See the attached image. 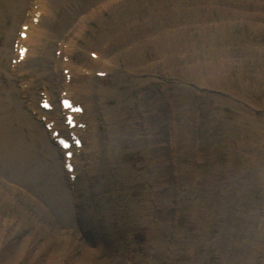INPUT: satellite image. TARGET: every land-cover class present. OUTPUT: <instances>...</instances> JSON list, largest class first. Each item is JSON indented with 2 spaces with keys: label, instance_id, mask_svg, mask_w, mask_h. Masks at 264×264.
I'll list each match as a JSON object with an SVG mask.
<instances>
[{
  "label": "rangeland",
  "instance_id": "1",
  "mask_svg": "<svg viewBox=\"0 0 264 264\" xmlns=\"http://www.w3.org/2000/svg\"><path fill=\"white\" fill-rule=\"evenodd\" d=\"M82 1L59 0L55 13L79 10ZM155 2L129 0L125 8L139 12ZM178 2L185 18L178 32L179 49L185 50V42L192 41L191 51L183 52L176 73L161 70L157 80L134 82L133 92H139L143 101L137 108L147 111L140 127L132 105L129 121L131 130L141 128L146 143H153L159 133L155 131L157 138L148 131L149 107L157 105L165 112L162 205L153 210L155 168H159L154 160L147 167V153L140 145L144 135L115 140L100 119L102 140L115 145L118 160L112 163L104 156L109 170L102 167L97 177L101 195L93 202L95 211L85 206L93 218L101 216L92 222V229L81 214L82 199L70 190L62 164L40 137L43 127L30 125L31 112L18 92L24 89L9 78L10 43L7 61L0 66V90L12 99L11 112L22 124V132L37 144L19 150L13 120L0 130V264H264V0L239 5L227 0ZM164 21L172 25L174 18L168 15ZM100 29L92 24L84 42L99 44L95 36ZM99 47L89 50L97 52ZM162 57L150 50L142 55V66ZM41 66L35 67L39 75ZM58 75L63 79L61 72ZM39 79L38 84L45 82L47 87L54 83V79ZM108 86L114 90L117 82L112 79ZM164 90L170 96L167 101ZM110 97L116 98L115 92ZM116 99L106 108L114 117L122 109ZM122 124L119 116L118 121L110 120L114 130H123ZM107 196L120 200L113 211L117 222L123 220L122 206L127 213L124 220L128 216L125 226L108 232L102 230L110 211L105 207ZM63 206L71 212L72 228H63L58 214L52 215ZM148 209L154 213L149 221Z\"/></svg>",
  "mask_w": 264,
  "mask_h": 264
},
{
  "label": "bare ground",
  "instance_id": "2",
  "mask_svg": "<svg viewBox=\"0 0 264 264\" xmlns=\"http://www.w3.org/2000/svg\"><path fill=\"white\" fill-rule=\"evenodd\" d=\"M58 1L59 0H0V66L7 61L8 53L6 48L9 47L10 40L13 41L15 38L13 35L21 24L20 21L22 19H19V17L23 11L28 12L29 17H26L23 23L29 26L26 32L27 38L24 41L17 38L16 41L27 46L29 51L24 61L14 67V69L18 68L20 71V75L14 79V83L28 84L30 86L25 94L32 98L31 102L34 104V100L36 99V87L40 85L37 84L38 79H54V83L50 82L49 85L50 94L46 93L50 101L52 100L51 91L59 87V89H63L62 91L67 92L68 98L85 106V119L88 121L89 127L83 136L86 139L87 148L83 151L81 158H76V170L73 174L77 175L76 182L80 183L77 189V185H75V195L78 196L79 199H82L83 209L81 214L91 223L95 218L87 216L84 209L87 210L92 204L93 195H100L101 189L97 183L100 169L103 167L109 170L106 161L108 157L111 158L112 163L118 160L115 145H105L104 141L99 136L98 119L101 117V114L107 120H111L112 118V123L114 119L118 121V116L120 121L123 119L122 126H125L123 130H114L113 126L112 128L111 126L109 127L111 132L108 131V134L113 133L115 140L124 141L133 135H144L141 128H139V130H131L129 126L131 116L130 109L132 105H134L136 109L135 112L138 115L140 127L145 123L141 125V121L145 120V111H147V109L143 110V106H141L139 110L137 108L143 101H140L139 92H133V90L136 89L134 82L146 83L147 81L157 80L160 76L159 71L161 70V73L164 70V72H170L169 74L179 71L181 68L179 66V60L183 59V52L185 50L189 49L191 51L192 41L185 42V50L181 51L180 49L182 47L179 49L178 32L182 28L185 18H182L180 15L178 0H156L157 2H155L154 5H150L149 7L144 6L139 12L130 11L128 8H125L129 0H95L94 3H92L94 0H83L79 3L81 7L79 10L74 9L65 13L56 14L55 9L58 5ZM227 1L233 5H239L246 3V1L251 3L255 0ZM75 12L80 13L75 15L74 18H71ZM168 15L174 18L172 25L164 21ZM38 16H40L39 23L35 25L33 19H37ZM102 19L104 21H102ZM9 20H11L10 23ZM94 23H97L99 28H101L97 36H95L98 38L99 44L94 43L93 45H88L86 38H89L88 34L91 33L90 30ZM105 28L108 29L110 34H106ZM55 39L61 42L58 51H61L63 57L66 56L65 58H68V62H63L62 59L57 58L51 61L49 52L54 47L53 40ZM85 40L87 42H84ZM82 43L85 47L82 46ZM96 46H100L98 48L99 51H97L98 58L92 60V58L86 57L87 51H90L89 49ZM150 50H153L158 55H163V57L158 61L151 60L146 66H142V55L144 57L147 56ZM95 51L96 50H91L90 53ZM72 54H74V57ZM12 57L18 59L19 55L16 53L13 54ZM37 63L42 64L40 67V75H38L35 70H26L27 68L35 66ZM160 65L165 66V68H158L157 66ZM59 68H62L63 71L65 69L70 70L73 77L70 85L65 84V78L58 79L57 74ZM188 69L192 71V67H188ZM100 72L106 73L107 77L104 79L97 78L96 75ZM219 76V72L216 73L215 77L219 78ZM112 79L117 82L116 89L114 90L108 86ZM126 86H129L133 93H130ZM140 87H142V84H140ZM113 92H115V97L122 103V109L119 107L120 109L116 110L118 112H116L117 117L116 115L114 117L109 112L110 109L109 111L106 110L109 102L112 101V99H116L110 97ZM162 96L165 101L170 98L166 90L163 91ZM133 100L134 103H132ZM129 102L130 104L128 106ZM12 103L13 101L8 93L3 94L0 90V130H6L10 120H13V124L11 125L13 126V130H19V139L16 137L18 149L21 151H25V149L29 150L37 144V141L34 139V144L31 136L25 135L22 132V124L18 121L17 115H13L11 112ZM40 109H38L39 112H41ZM44 113L52 119L51 121L57 122L55 129H59L60 131L66 130L65 127L59 123V117L54 111ZM148 113H151L149 120L150 130L148 131H151L157 138L159 133V140H153L154 144L146 143V136L144 135L140 137V145L145 149V153H147L145 158L147 167H149V161L154 160V163L157 162V167L159 168L158 171L155 168L157 180H155L156 188L153 192V198H155V200L152 202V205L154 210L155 206L162 205L165 192V180H163V175L161 174L165 162L164 132L161 128L165 112L160 106L150 105ZM80 117L81 116H79V118ZM30 125L32 128H41V125L33 120L32 123L30 122ZM131 131L137 132L133 133ZM155 131H158V133H155ZM78 132L79 134L81 133V131ZM47 135L48 134L45 132L42 133L40 136L42 141L46 144L47 149L53 152L57 162L59 164L64 163L62 151L58 146L52 143L50 135ZM143 140L144 144H141ZM0 144L2 145L1 142ZM27 146H30V148H26ZM4 148L8 149L7 147ZM103 150L108 153L104 154L102 152ZM154 153H156V157L153 156ZM105 155H108V157H104ZM62 174L63 177H69L68 185L73 184L70 175L65 172V169ZM148 198L150 199V197ZM107 200L110 201V206L108 202L107 208L111 211V218L107 220L106 229L113 230L123 225L125 226L128 216L124 220L127 214L123 208L124 206H122L124 210L123 222H117L115 220L117 219V215H113L116 203L120 202V200L111 199L109 196H107ZM68 209L63 206L62 210L59 212L52 213V215L58 214V221L62 225H65L63 228L73 227L69 225L70 220L68 216L71 215V212ZM153 210L148 209L146 220L149 221L152 218L154 214ZM88 211H90V208Z\"/></svg>",
  "mask_w": 264,
  "mask_h": 264
}]
</instances>
